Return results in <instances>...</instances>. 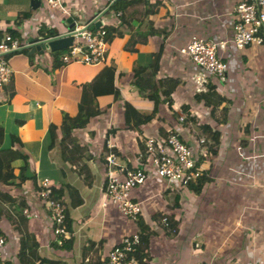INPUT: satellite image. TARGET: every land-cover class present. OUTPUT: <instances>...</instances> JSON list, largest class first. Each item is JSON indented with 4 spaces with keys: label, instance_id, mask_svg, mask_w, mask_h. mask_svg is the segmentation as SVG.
I'll list each match as a JSON object with an SVG mask.
<instances>
[{
    "label": "crops",
    "instance_id": "obj_1",
    "mask_svg": "<svg viewBox=\"0 0 264 264\" xmlns=\"http://www.w3.org/2000/svg\"><path fill=\"white\" fill-rule=\"evenodd\" d=\"M158 1L156 12L148 16L144 0H120L116 10L99 18L111 32L104 59L97 65L63 64L59 54L55 58L49 50L6 54L12 72L10 81L0 87V150L10 147L11 135L17 137L30 177L0 185L1 264H105L110 247L141 229L139 264H264V45L242 50L231 45L233 7L240 0ZM61 3L77 24L93 18L103 6L101 0ZM115 11L120 15L115 16ZM22 12L30 15L16 24ZM64 19L59 9L42 3L32 10L29 0H0V39L15 30L17 41L24 45L49 30L65 31ZM147 20L156 34L129 50L147 30ZM192 36L220 45L217 53L226 65V80L207 83L221 102L206 88L196 90L191 79L195 67L178 52ZM156 56L158 64L153 68ZM107 66L113 68L119 99L97 96L92 109L98 113L83 128L71 131L73 142L62 139L58 129L52 133L50 127H58L63 115L76 113L82 89ZM135 66L146 67V75L154 80L178 81L169 94L170 106L160 92L156 105L145 96L149 102L139 106L144 96L130 79ZM123 101L142 114L152 112V117L130 128L124 122ZM170 129L202 167L199 189L166 182L149 172L130 191L132 199L141 203L137 222L120 215L111 204L102 207L106 142L114 145L119 163L132 166L143 138L163 139ZM60 144L68 145L69 155ZM68 156L73 161L65 160ZM43 176L55 186L67 185L61 199L69 219V248L52 243L50 217L36 195L37 180ZM23 208L36 217L26 218ZM162 218L169 229L162 226Z\"/></svg>",
    "mask_w": 264,
    "mask_h": 264
},
{
    "label": "built area",
    "instance_id": "obj_2",
    "mask_svg": "<svg viewBox=\"0 0 264 264\" xmlns=\"http://www.w3.org/2000/svg\"><path fill=\"white\" fill-rule=\"evenodd\" d=\"M100 11L111 6L115 0H101ZM48 9H59L61 14L70 17L74 23L72 40L66 50L58 55L60 63L76 62L86 65H97L104 59L107 49V36L102 20L98 27L89 28L91 18L84 23H76L74 15L62 7L61 0H40ZM99 11V12H100ZM109 12V9L106 13ZM234 21L231 26V45L242 50L248 45H264V0H240L233 7ZM115 16L120 12L115 11ZM92 25V24H91ZM79 29H81L79 31ZM79 31V32H78ZM21 45L9 33L0 39V87L10 81L11 69L1 55ZM220 47L211 39L192 36L179 48L178 52L186 56L194 65L196 72L191 79L198 86V92L204 91L208 80L215 79L222 83L226 80V65L219 57ZM182 121V117L178 118ZM142 150L138 151L132 166L121 164L113 150L114 145L107 141L105 179L102 186V207L111 204L120 215L136 221L141 212V203L130 196L132 188L142 184L146 174L153 175L166 182H177L182 186L195 183L202 175V167L191 148L183 143L177 133L167 130L163 139L145 137L142 139ZM52 182L48 177H41L36 183V195L51 221L52 243L61 246L68 237L65 226V207L62 199L52 197ZM26 218H35L36 214L27 208L21 210ZM162 226L169 229L167 221L161 219ZM4 237L0 235V264ZM140 245V232L123 236L108 250L105 264H139L136 251ZM205 264H212L211 261Z\"/></svg>",
    "mask_w": 264,
    "mask_h": 264
},
{
    "label": "trees",
    "instance_id": "obj_3",
    "mask_svg": "<svg viewBox=\"0 0 264 264\" xmlns=\"http://www.w3.org/2000/svg\"><path fill=\"white\" fill-rule=\"evenodd\" d=\"M120 0H115L111 6L109 7V10H116L117 9V3H119ZM145 9L144 13L145 16H148L149 14H153L156 12V8L158 5H160V2L158 0H154L151 3L148 2V0H144ZM30 15V12H22L18 14V21L16 24L21 22V20L28 18ZM147 30L141 34L142 37H140L137 41H134L133 44L129 47V50H135L134 44L137 43H143L146 40V36L148 35H154L156 34V31L152 28V24L150 20L146 21ZM104 29L106 31V36L109 35V32H111V28H107L104 25ZM9 34L11 37L16 38L18 40L17 32L15 30H9ZM41 35L45 36V33H41ZM108 38V37H107ZM66 48L53 51V55L56 58V56L62 52H64ZM3 58L6 57V54L2 56ZM158 64V56L155 57L153 60L152 67H157ZM146 67L144 66H135L132 68V71L130 73V79H131V85H133L139 94L142 96H146L149 99H152L155 103V105L159 102L157 100L158 98V92L163 96L165 102L168 106L171 104L170 99V92L176 86L178 83L177 80L173 78H162L154 80L151 76L146 75ZM154 70H152V76L154 75ZM112 77H113V68L110 66L105 67L101 70V72L96 75V77L91 81L90 84H88L84 89L81 91V97L80 101L77 106V111L73 116L63 115L60 125L58 127L51 126L50 131L54 133L57 129L61 133L62 139L67 138L70 139L72 142L74 138L71 136V131L76 129H81L85 126V124L88 122V120L96 115L98 113V110L92 109V103L94 102L95 98L99 95L103 94H110L114 99H119V92L118 89L113 85L112 83ZM205 92L208 91L210 95H214L215 99L219 102L222 101L221 97H218L213 93L214 87L206 83L205 86ZM11 94V92H10ZM197 96H202V98L207 97L206 95H201V93L196 94ZM209 95V94H208ZM207 101V99H206ZM122 112H123V118L124 122L127 126L130 128H136L137 124H139L141 121L148 120L152 117V112L148 114H142L138 111H136L129 103L123 101L122 102ZM227 111V107L223 106L221 108V112L223 115H225ZM224 120V118H223ZM110 129L108 131V134L110 133ZM55 134V133H54ZM2 128L0 127V145L2 142ZM216 132H212V139L215 138ZM10 147L5 150H0V185H8L11 184V180L14 178H17L18 181L25 180V169H26V162L24 161L25 157L23 156L22 152V144L18 140L17 137L14 135H11L10 137ZM70 144V143H68ZM140 150H142V144H140ZM66 149L68 148V145L66 144H60V149ZM211 149V148H210ZM213 149V148H212ZM211 149V150H212ZM68 155L70 152L66 151ZM66 158V157H65ZM20 161V164H15V161ZM67 161H73L69 156L65 159ZM16 168L17 174L14 173V169ZM203 175H201L198 180L196 181V184H189V187L193 188L194 190H198V181L201 183V178ZM31 182H34V176L30 178ZM66 188L67 185L62 184L52 186V197L61 199L62 195V189ZM78 203V202H77ZM65 207V203H64ZM138 221V217L135 222ZM65 226L66 229L69 230V219L67 218V215L65 213ZM144 233L141 229L140 231V242L141 239H143ZM71 239L68 237L64 243L60 247L69 248ZM56 246V245H55ZM136 257H138V250L136 251Z\"/></svg>",
    "mask_w": 264,
    "mask_h": 264
},
{
    "label": "water",
    "instance_id": "obj_4",
    "mask_svg": "<svg viewBox=\"0 0 264 264\" xmlns=\"http://www.w3.org/2000/svg\"><path fill=\"white\" fill-rule=\"evenodd\" d=\"M39 5H40V0H29V6L32 10L38 8ZM109 7H106L104 10L96 13L94 19L89 22L88 27L89 28L98 27L99 25L98 19L108 11ZM64 23L66 25L65 31L58 33L56 30H49L45 34V36L40 35L38 37L27 39L24 45H21L20 47L13 49L11 51L4 52L1 55H5L12 51L20 52L21 50L24 49L26 50V54L29 55L32 54L33 52L40 53L43 50H49L52 52L66 48L72 40V34L74 33L72 30L75 27V23L70 17H66L64 19ZM80 30L81 29H79V31ZM24 175L27 178L30 177V174L28 173L27 170H25Z\"/></svg>",
    "mask_w": 264,
    "mask_h": 264
},
{
    "label": "rangeland",
    "instance_id": "obj_5",
    "mask_svg": "<svg viewBox=\"0 0 264 264\" xmlns=\"http://www.w3.org/2000/svg\"><path fill=\"white\" fill-rule=\"evenodd\" d=\"M77 15H79V16H81V13H78ZM82 18V17H81ZM179 50V49H178ZM195 72H196V70H195ZM194 72V73H195ZM157 100H158V98H157ZM147 102H149L148 101V99L147 98H145V97H143L141 100H140V102H139V106L140 105H143V104H146ZM155 114V113H154Z\"/></svg>",
    "mask_w": 264,
    "mask_h": 264
}]
</instances>
